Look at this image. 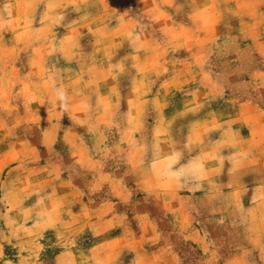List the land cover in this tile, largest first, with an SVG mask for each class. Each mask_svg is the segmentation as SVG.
<instances>
[{
  "label": "rangeland",
  "instance_id": "374dc122",
  "mask_svg": "<svg viewBox=\"0 0 264 264\" xmlns=\"http://www.w3.org/2000/svg\"><path fill=\"white\" fill-rule=\"evenodd\" d=\"M205 1L0 0V264H264V27Z\"/></svg>",
  "mask_w": 264,
  "mask_h": 264
},
{
  "label": "crops",
  "instance_id": "0c3cea01",
  "mask_svg": "<svg viewBox=\"0 0 264 264\" xmlns=\"http://www.w3.org/2000/svg\"><path fill=\"white\" fill-rule=\"evenodd\" d=\"M231 3V9H238L242 11L252 22L249 26H261L264 27V0H228ZM221 9L217 3L213 0H207L203 3V13L213 12ZM218 25V23H217ZM254 42L264 43V39L253 40Z\"/></svg>",
  "mask_w": 264,
  "mask_h": 264
}]
</instances>
